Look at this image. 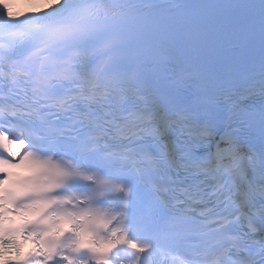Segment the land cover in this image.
I'll use <instances>...</instances> for the list:
<instances>
[{
  "label": "bare ground",
  "instance_id": "obj_1",
  "mask_svg": "<svg viewBox=\"0 0 264 264\" xmlns=\"http://www.w3.org/2000/svg\"><path fill=\"white\" fill-rule=\"evenodd\" d=\"M62 0H28V4L31 5L35 11L43 12L48 8L57 6Z\"/></svg>",
  "mask_w": 264,
  "mask_h": 264
}]
</instances>
